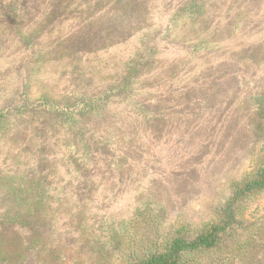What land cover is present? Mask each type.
Here are the masks:
<instances>
[{
	"label": "trees",
	"instance_id": "16d2710c",
	"mask_svg": "<svg viewBox=\"0 0 264 264\" xmlns=\"http://www.w3.org/2000/svg\"><path fill=\"white\" fill-rule=\"evenodd\" d=\"M168 1L174 0H0V25L14 31L21 43L28 45L27 40L35 39L50 20L69 22L68 40L90 48L69 54L66 50L48 59L43 44L35 51V63L54 59L98 64L113 49L125 55L106 73L92 65L95 74L86 88L74 85L61 96L49 94L0 108V264H257L260 260L254 256L264 242V226L259 224V232L254 225L247 227L246 216L248 202L264 197V56L256 62L251 57L240 62L229 59L252 63L254 73L231 72L234 83L225 93L226 99L235 97L231 104L235 110L218 122L211 114L205 119L221 128L204 142L208 146L204 162L223 157L217 156L221 145L239 143L241 137L247 141L241 152L249 153L262 137L254 150L256 158L225 183L223 194L210 190L204 199V206L209 202L214 206L208 218L192 208L184 214L174 205L177 186L188 182L196 167L184 165L191 153L181 146L191 138L189 130L196 129L191 124L197 114L180 111L185 102L161 109L156 97L142 94L153 88L148 83L151 63L157 65L153 71L168 78L172 71L163 63L186 70L192 64L188 56L201 61L206 48L227 44L241 24L251 25L250 19L261 20L263 35L249 45L262 48L264 0H184L172 9L165 7ZM160 9L168 17L166 25ZM213 16L219 20L210 21ZM95 20L107 21L108 42L78 28ZM222 20L231 24L222 27ZM135 23L142 26L134 28ZM153 29L157 36L150 40ZM124 32L129 35L124 37ZM178 45L184 49L170 54L180 49ZM196 47L205 50L198 55ZM205 65L186 72L204 74ZM239 85L255 87L241 93ZM214 89V94L221 92ZM165 102L171 105L170 99ZM237 108L244 114L238 115ZM235 118L239 127L232 134L228 127ZM171 126L184 130L179 141L174 137L169 143L173 146H167L162 137ZM212 170L210 166L205 170L207 176ZM134 175L136 181L146 179L143 187L130 188L128 176ZM168 219L173 223L165 231L163 222ZM138 223L145 228L141 234L135 229Z\"/></svg>",
	"mask_w": 264,
	"mask_h": 264
},
{
	"label": "rangeland",
	"instance_id": "374dc122",
	"mask_svg": "<svg viewBox=\"0 0 264 264\" xmlns=\"http://www.w3.org/2000/svg\"><path fill=\"white\" fill-rule=\"evenodd\" d=\"M181 1L184 0L168 1V3L165 4V7L167 6L170 9L174 7L179 8L178 2ZM160 13H162V22L166 25L168 23V17L164 15L162 9H160ZM213 19H215V22L219 20L218 17L216 18L213 16L210 21ZM24 20L27 24L30 22V19ZM248 21L251 25L244 27L241 24L239 26L240 28L234 31V34H232V37H230L227 44H224L221 47L211 46L206 48V50H209L204 52L203 56H201V61L199 59H191V56H188V59L192 64L189 68H186V70H173L175 69L174 67L170 66V68L168 65L165 66L163 63L164 69L167 68L170 72L172 71V73L168 74V78H162L161 73L153 71V69L157 66L156 63H151V66L147 68L153 72V76L148 82L151 86H153V88L147 92L148 94H142L143 96L156 97L159 101L158 104L161 109L171 108L175 104L185 102L181 107H179L180 111L190 110L194 112L193 114H197L193 118L194 123L191 124V126L196 129L189 130L192 133L191 138L187 140V144L183 142L184 144L181 146L182 150L186 146V152L191 153L189 156L190 158L184 165L192 166V164H194L196 166L195 170L192 171V174L189 177L190 180L185 182L184 185L182 184L181 186H177L179 189V198L177 204L174 205L177 209H183L184 214H186L187 210L189 211V208H192L197 210L204 218L211 216L214 208L212 203L209 202L204 206V199L207 198L206 196L210 195V190L215 194H223L222 192H224L223 187L225 183L236 174H240L244 168L247 169V165H249L251 159L256 158L254 150L259 146L258 144H260L259 139L262 140V137H260L253 142L255 148L251 152L249 151L248 153L245 151L246 153H242V149H240V147L243 143H247V141H244L245 137H241L239 138V143L232 142L225 147L224 144L221 145L223 150L219 153L217 151V156L222 154L223 157H211L205 160V162L201 161L203 160L205 149L207 148L208 150V146L205 145L204 142L211 138L210 134L213 131H217L221 128V125L216 127V124L213 125L205 123V119L211 114V116L218 122L220 118H226L231 115L232 111L235 110L233 106L231 107L235 97L233 96L226 99L227 93H225L227 92L226 90H228L234 83V80L229 77L230 73L237 70H239V73L243 70L248 72L250 70L254 73L255 70V67L250 62L236 64L230 62L229 59L236 58L237 61L240 62V60L246 57H251L256 62L257 60H261L264 56V46L261 48V46L256 47L254 45H249L251 42L260 39L263 35L260 34V32H263L261 20L250 19ZM61 22L62 21H57L59 24L58 27L57 23L54 21L50 22L49 20L44 22L46 27L40 28V30L34 34L35 39L27 40L28 45H26L25 42L21 43L18 41L14 31L7 28L4 29L2 25H0V108L15 105L24 99L38 101L41 96L49 94L55 97L61 96L62 92L65 91L66 88L70 89L74 85H78V88L83 85L86 88L89 82L92 81L95 74L94 67H91L92 65L100 68L103 72H109L107 70L118 66L120 64V58L125 56L124 53L118 49H113L110 50L108 55H104V60L98 59V64L97 62L77 64L76 62L71 61L57 63L53 61L54 59H52L51 62L43 61V63H35L37 62V55L35 54V51L40 49V46L43 44H47L45 50L48 54V59L56 57V54L58 53L65 54L66 50H68L67 52L69 54L73 51L76 52L78 49L86 50L85 48H88V46L83 45L82 43L68 40V36H65V34L69 32L70 24L68 22L60 25ZM34 23H36L35 20L31 21V25ZM220 24L224 27L225 25H230L231 23L226 20H222ZM138 26L141 27L142 25L136 24L133 27L136 28ZM78 28L87 31L86 33L88 34L93 33L95 35H101L103 36V43L108 42L105 37V32L108 28L106 20H95L89 23H80L78 24ZM226 28L225 33L228 34V27ZM39 33H42V38H39ZM109 34L110 33L108 32L107 35ZM128 35V32H124V37ZM148 35L150 40H152L157 36V32L153 29V31ZM180 41L183 42V39H180ZM131 46H133V43L127 45L126 48L130 49ZM178 47H180V49H174L170 51V54L184 49V45H178ZM232 47L236 49H232ZM195 49L198 52V55L201 50H205L203 47H196ZM171 59L174 58L171 57ZM204 63L206 65L202 67L208 68L207 72H204V74H200L198 72V74L189 75L186 72L187 70L199 67ZM229 81L232 83L230 84ZM215 87H219L221 92H216L214 94L213 92L215 91ZM241 87L242 85H239V88ZM253 87L255 86L250 85L249 88H241V90H243L241 93L250 91ZM209 88L210 90H208ZM207 95L208 97L205 98ZM174 96H181V98H176ZM166 99H170L171 105H167L168 103L165 102ZM237 109L236 111L238 115L244 114L241 109ZM178 110L179 109H173L172 112ZM204 114H206L205 117ZM230 121L231 123L229 122L230 125L228 127V132H232L233 134L239 127L238 118ZM170 128L166 127L164 136L162 137L161 135L162 138H167L164 139L165 145L167 146H173L169 143L174 137H178L177 141H179L180 133L184 130V126L180 129L179 127L177 129H175V127L172 128V126ZM176 130H179V132ZM177 143L179 144L180 142ZM203 148L204 150H202ZM173 166L175 167V165ZM209 166L211 169L213 168V170L208 173L207 176L205 170H209ZM129 176L128 181L130 180V188H139L145 185L144 183L146 182V179L136 181L135 175L130 178ZM205 183L212 184L214 188L210 189L206 187ZM127 197L128 196L125 195L123 199L125 200ZM120 198L121 197L119 195L118 199ZM124 203L125 202L120 201V204L125 205ZM248 203L249 210L248 214L246 213L247 216L245 215L247 227L254 225L252 227L253 230L255 226L258 230L259 224L260 226H264V197L259 201L254 202L251 200ZM118 206L120 205H117L115 208ZM163 223L165 224L164 226H166L165 231H168L171 226L170 224L173 222L172 219H168ZM135 229L138 234H141V231H145V228L140 223H138ZM262 231L264 232L263 228ZM262 236H264V233ZM257 251L258 254L254 256V259H260L257 264H260L261 262L264 263V242L260 243L259 247H257Z\"/></svg>",
	"mask_w": 264,
	"mask_h": 264
}]
</instances>
